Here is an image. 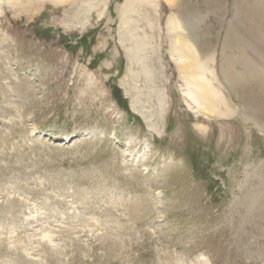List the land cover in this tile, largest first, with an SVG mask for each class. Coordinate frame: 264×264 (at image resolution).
<instances>
[{"label":"rangeland","instance_id":"374dc122","mask_svg":"<svg viewBox=\"0 0 264 264\" xmlns=\"http://www.w3.org/2000/svg\"><path fill=\"white\" fill-rule=\"evenodd\" d=\"M188 1L212 114L165 0H0V264H264V27Z\"/></svg>","mask_w":264,"mask_h":264},{"label":"bare ground","instance_id":"6f19581e","mask_svg":"<svg viewBox=\"0 0 264 264\" xmlns=\"http://www.w3.org/2000/svg\"><path fill=\"white\" fill-rule=\"evenodd\" d=\"M14 1V0H13ZM170 6L176 8V10L181 11L187 18L188 23L184 28H180L177 25L172 26L173 28V38L178 46V58L183 59L182 62L179 64V68L189 76L191 79L187 81L189 89H194V91L186 93L187 96H193L195 99V95L197 92L199 93V99H195L197 102L195 105L203 106V110L208 113L212 114L216 111V105L212 100V91L209 89L207 80H201L204 78V74L208 72L207 70V62L209 61L208 56L205 54L203 55L199 48V44H201V35L195 26L191 23V21L198 20L199 14L194 8L188 5V0H165ZM207 6L213 5V0H202ZM233 2L239 6V14L242 16L245 21L252 22L254 17L258 20V23L264 27V5L259 3H254L252 0H233ZM216 4V3H214ZM214 6V5H213ZM219 7V6H218ZM210 9V8H209ZM243 12V15L242 13ZM191 20V21H190ZM255 21V20H254ZM184 31V32H183ZM232 41V40H231ZM239 41V40H238ZM192 43V44H190ZM175 45V47H176ZM177 58V57H176ZM178 58L176 60H178ZM223 61L226 62V68H230V70H223L225 78L228 80L229 84L231 85L232 89L234 90L235 94L241 98L242 100H246L248 98L253 97H263L264 98V80H261V77H254L257 72L256 68H254L250 63L244 62V67L247 68V74L249 78L255 80H260L258 84V91L257 93L254 92L255 84L252 82H244V76L236 73L232 70L233 62L235 61L231 57L223 56ZM179 63V62H178ZM224 64V63H223ZM228 66V67H227ZM242 66V65H241ZM243 67V68H244ZM228 68V69H229ZM244 68V69H245ZM243 69V71H244ZM228 72V73H227ZM259 75V74H258ZM252 80V81H253ZM207 81V82H206ZM244 93V95L242 94ZM197 96V95H196ZM191 98V97H190ZM248 102V101H247ZM218 110V109H217Z\"/></svg>","mask_w":264,"mask_h":264}]
</instances>
